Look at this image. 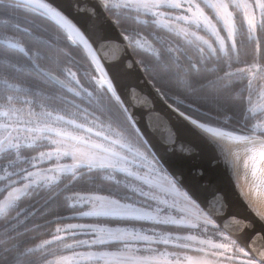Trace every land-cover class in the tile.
<instances>
[{
  "label": "snow or ice",
  "instance_id": "snow-or-ice-1",
  "mask_svg": "<svg viewBox=\"0 0 264 264\" xmlns=\"http://www.w3.org/2000/svg\"><path fill=\"white\" fill-rule=\"evenodd\" d=\"M60 42L71 51H57ZM247 47L254 53L250 63L241 60ZM129 48L146 59L111 63ZM61 52L80 74L67 63L59 73L41 63H60ZM261 59L264 0H0V260L264 264V212L246 199L237 179L242 168L260 197L264 87L255 81L264 78ZM139 77L173 101L168 120L157 117L155 143L132 110L149 104L131 83ZM241 81L246 86L234 90ZM238 104L246 122L240 128L203 110ZM181 129L194 132L212 160H223L234 194L189 185L171 167L165 157L194 151L179 139ZM85 177L89 190H77ZM30 195L43 204L22 209ZM51 205L72 214L57 212L51 240L30 248L11 243L22 216ZM75 218L93 222L59 223ZM54 242L71 254L46 247ZM36 253L44 259H30Z\"/></svg>",
  "mask_w": 264,
  "mask_h": 264
},
{
  "label": "water",
  "instance_id": "water-1",
  "mask_svg": "<svg viewBox=\"0 0 264 264\" xmlns=\"http://www.w3.org/2000/svg\"><path fill=\"white\" fill-rule=\"evenodd\" d=\"M109 55L111 56L112 54L109 53ZM134 59L137 58L133 50L129 48L124 53H118L117 59H113L111 63L116 64L121 60L126 61ZM107 66L106 64V67ZM131 83L135 85L137 93L141 97H146L149 102L148 106L135 107L132 110L136 115L139 127L145 133V137L155 143L159 135V133L154 131L159 123L157 117L162 120H168L170 109L167 105L171 103L159 97L152 86L148 84L143 77L133 79ZM178 136L181 141L192 143L194 147L193 153L189 156H170L165 158L169 160V164L173 169L182 173L184 181L189 185H203L205 188L209 185H214L221 189H227L231 194H234L232 182L230 181V170L223 160H212L211 151L194 132H187L181 129L178 132ZM228 146L233 148L237 147L236 145ZM157 147H159V145H157ZM245 158L246 157L242 154L241 162H243ZM201 173L203 174L201 175ZM237 179L246 199L250 201L254 207L264 212V204L251 190L249 183L250 178L249 180H245L242 168L237 169ZM201 194L210 196L211 192L202 190Z\"/></svg>",
  "mask_w": 264,
  "mask_h": 264
},
{
  "label": "trees",
  "instance_id": "trees-1",
  "mask_svg": "<svg viewBox=\"0 0 264 264\" xmlns=\"http://www.w3.org/2000/svg\"><path fill=\"white\" fill-rule=\"evenodd\" d=\"M17 35H20L25 43L29 44V46H32V41L30 40L29 37L23 36V34L21 33H17ZM44 38L47 39V36L45 35ZM60 50L71 51V49H68L63 42H60L57 45V51H60ZM132 50L137 59H141V58L146 59V57H144L141 52L137 51L136 49H132ZM253 58H254V53H253L252 47H247L241 50V60L242 61H246L250 63L252 62ZM76 59L80 60V57L76 56ZM81 62L84 63L83 61ZM260 62L264 64V59H261ZM41 63L46 68L59 73L60 67L67 62L64 60L63 54L61 52L60 63H57L56 61H42ZM67 66L72 67L73 70L78 72V74L82 72V69H78L74 64L67 63ZM243 66L244 64L241 63L238 65H234V68L243 67ZM209 67H212V65H209ZM220 74L222 75L223 73L221 72ZM263 80L264 78L257 79L255 81V86L257 88L262 87ZM82 82H85V81L82 80ZM246 84H247V81H241L239 84L234 85V90L240 87H245ZM157 86L159 87L160 85H157ZM168 101L170 103H173L172 100H168ZM190 102H191L190 100L185 101V103H190ZM242 109H243V106L238 104L235 107L230 106L228 108H224L223 110H217L215 108H210V107L205 108L203 110L210 111L213 116H219L221 121L224 120L225 117H230V119L228 120V124L233 128H240L246 123L244 120ZM34 154L35 152H25L24 153V155H27V156H31ZM0 163H4V161L0 160ZM26 166L27 165H25V167ZM92 175L93 177L96 176L95 173H93ZM97 183L104 184L105 187L110 186L109 184L101 180H97ZM76 188L77 190H80V191H88L89 190L88 177H85L83 181L79 182L76 185ZM0 198H2V196H0ZM37 201H39V203H37ZM42 204H43V200L39 196L30 195L28 198L22 201L20 207L22 209L29 208L32 205H36L37 207H39ZM57 212H59L60 215H64V216L72 215L71 213L65 210L57 209L55 205H51V206H46V210L44 212L30 215L27 219H24L22 216L21 224L19 225L18 232L12 234L16 236L17 239L11 241V243H20L23 247L30 248V247H34L35 245L39 244L43 240H48L49 238H51L52 235L55 234V228L57 227V223L55 222V216ZM12 215L14 216L15 213H12ZM75 219H80V218H75ZM81 219L86 220V221H92L88 218H81ZM72 220L74 219H66V220L60 221L59 223L63 225ZM0 227H2V222H0ZM65 238L67 239V237ZM68 242H71V241L69 240ZM47 248L54 250L57 255L70 253L66 250H62V248L58 246L56 243H53L52 245L47 246ZM170 249H173V248L170 247ZM80 250H87V249H80ZM46 255H47V259H51L53 257L50 253ZM30 259L42 261L44 257H42L40 253H36L34 256L30 257ZM0 264H4L3 260H0Z\"/></svg>",
  "mask_w": 264,
  "mask_h": 264
},
{
  "label": "rangeland",
  "instance_id": "rangeland-1",
  "mask_svg": "<svg viewBox=\"0 0 264 264\" xmlns=\"http://www.w3.org/2000/svg\"><path fill=\"white\" fill-rule=\"evenodd\" d=\"M262 83H263V86L262 87H264V80L262 81ZM36 154V153H35ZM34 154V155H35ZM66 162H70V161H66ZM48 165H45V167H47ZM91 222H93V221H86V220H82L81 218L80 219H74V220H72V221H70V222H67V223H91ZM66 223V224H67ZM61 235H64L65 237H67V233H61ZM52 238V237H51ZM51 238H49L48 240H51ZM80 238L81 239H87L88 237L87 236H84V235H81L80 236ZM55 243V242H54ZM47 247V246H46ZM161 247H163V246H161ZM168 250L169 251H173L174 249H170V247L168 248ZM81 251H83V250H81ZM71 253H68V254H61V255H70ZM51 259H54V257H52Z\"/></svg>",
  "mask_w": 264,
  "mask_h": 264
},
{
  "label": "bare ground",
  "instance_id": "bare-ground-1",
  "mask_svg": "<svg viewBox=\"0 0 264 264\" xmlns=\"http://www.w3.org/2000/svg\"><path fill=\"white\" fill-rule=\"evenodd\" d=\"M259 199L263 202L264 204V190H261V195L259 197Z\"/></svg>",
  "mask_w": 264,
  "mask_h": 264
}]
</instances>
